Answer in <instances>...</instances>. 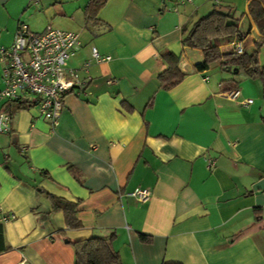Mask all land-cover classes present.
I'll list each match as a JSON object with an SVG mask.
<instances>
[{
	"label": "crops",
	"instance_id": "crops-1",
	"mask_svg": "<svg viewBox=\"0 0 264 264\" xmlns=\"http://www.w3.org/2000/svg\"><path fill=\"white\" fill-rule=\"evenodd\" d=\"M91 2L0 0V47L14 44L23 23L33 33L51 26L79 34L72 68L92 61L94 47L111 57L81 73L92 80L66 96L55 128L36 106L0 105L12 117L11 132L0 133V222L9 248L0 264H76L73 243L108 231L117 234L122 264H264L261 82L239 85L234 101L225 94L234 73L197 71L203 51L183 44L184 29L229 9L252 53L264 37L251 0H107L89 15ZM238 40L214 45L230 53ZM163 51L187 73L169 90L159 80L168 68ZM3 70L0 63V91ZM137 189L151 198L128 196ZM50 195L77 204L83 226L69 228ZM11 214L17 218L2 221Z\"/></svg>",
	"mask_w": 264,
	"mask_h": 264
},
{
	"label": "built area",
	"instance_id": "built-area-1",
	"mask_svg": "<svg viewBox=\"0 0 264 264\" xmlns=\"http://www.w3.org/2000/svg\"><path fill=\"white\" fill-rule=\"evenodd\" d=\"M191 1V0H189ZM82 48L80 35L48 27L43 33H33L26 24H20L14 44L0 47V63L3 65L4 88L0 91V105L6 101H20L36 106L40 115L50 121L55 128L64 109V100L70 93L80 94L91 82L92 78H82L81 73L88 72L95 63H108L111 57L101 55L93 48V60L85 62L81 68H72V60ZM235 50L243 54V41H237ZM181 69L185 63L180 62ZM116 79L109 78L108 84L115 85ZM226 96L236 101L242 97L240 89L227 91ZM249 106L253 99L242 102ZM12 117L0 112V133L11 132ZM215 165L209 161V167ZM140 202L148 201L152 192L148 189H137L128 194ZM14 214L5 215L3 222L15 220Z\"/></svg>",
	"mask_w": 264,
	"mask_h": 264
},
{
	"label": "trees",
	"instance_id": "trees-1",
	"mask_svg": "<svg viewBox=\"0 0 264 264\" xmlns=\"http://www.w3.org/2000/svg\"><path fill=\"white\" fill-rule=\"evenodd\" d=\"M107 0H92L88 14L96 15ZM249 12L260 33L264 37V0H251ZM239 19L231 10L215 9L206 16L201 17L193 27L184 29L183 44L191 48L201 49L204 60L196 65L197 71L208 70L213 64L220 62L222 70H229L237 75H243L250 80L260 81L264 98V64L260 61V53L264 46V38L257 42L256 49L252 53L239 54L236 50L230 53H222L215 41L222 39L240 38L242 33L239 29ZM162 58L168 64V68L160 74L161 87L169 90L179 85L187 73L180 67L179 58L169 51L161 53ZM227 91L238 89L239 82L231 81L227 83ZM16 103V101H14ZM17 103H20L18 101ZM27 106L28 103H22ZM53 209L63 211L68 227L79 229L83 225L78 218V205L56 196H51ZM117 238L115 231H108L105 234H97L89 239L76 241L73 243L76 249V264H122L119 253L114 248ZM144 242H149V235L141 234ZM0 254L9 250L5 245L4 226L0 222Z\"/></svg>",
	"mask_w": 264,
	"mask_h": 264
},
{
	"label": "rangeland",
	"instance_id": "rangeland-1",
	"mask_svg": "<svg viewBox=\"0 0 264 264\" xmlns=\"http://www.w3.org/2000/svg\"><path fill=\"white\" fill-rule=\"evenodd\" d=\"M260 61H261L262 64H264V47L262 48L261 53H260ZM212 67H213V70H212V71H216V70L221 71V70H222L221 68H219L218 66H216V64H213ZM221 73H223V72H221ZM233 77H234V79H235L237 82H239L240 86H241L244 82H247V81H253V80H250V79L246 78V77L243 76V75H237V74H235V73L233 74Z\"/></svg>",
	"mask_w": 264,
	"mask_h": 264
},
{
	"label": "water",
	"instance_id": "water-1",
	"mask_svg": "<svg viewBox=\"0 0 264 264\" xmlns=\"http://www.w3.org/2000/svg\"><path fill=\"white\" fill-rule=\"evenodd\" d=\"M66 242H67V243H69V241H68V240H67Z\"/></svg>",
	"mask_w": 264,
	"mask_h": 264
}]
</instances>
